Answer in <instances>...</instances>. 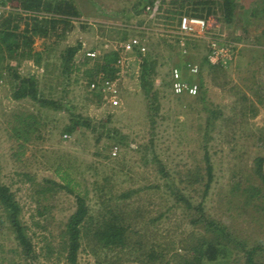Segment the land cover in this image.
<instances>
[{"label":"rangeland","instance_id":"obj_1","mask_svg":"<svg viewBox=\"0 0 264 264\" xmlns=\"http://www.w3.org/2000/svg\"><path fill=\"white\" fill-rule=\"evenodd\" d=\"M74 1L81 16L72 19L70 28L59 24L48 34L40 28L31 34L35 14L23 9L19 0H0V32L5 35L0 39V183L18 203L20 219L38 254L35 258L24 254L0 203V264H71L66 224L77 211L78 196L85 199L90 213L99 212V197L107 193L101 184L112 186L114 197L128 194L121 202L141 209L134 216L139 219L137 228L155 244L193 230L182 196L194 203L203 201L207 214L224 221L248 244L264 241V197L255 199L257 206L250 208L240 190L251 182L264 191L258 172L259 167L264 171V14L254 13L253 7L263 8V0H237L230 24L220 19L222 11L211 15L219 25L184 39L185 56L178 53L176 22L190 6L181 14L173 0H155L160 6L156 12H135L142 0ZM9 17L12 27L6 35L2 30ZM126 29L128 36L146 39V56L156 60L149 75L151 95L141 86L139 55L122 78V104L117 107L88 94V76L77 81L80 74L73 72L69 79L63 78L61 53L69 45L81 42L74 59L80 63L88 49L108 51L126 39ZM211 37L218 44L234 46L225 70L212 73L202 68L207 87L202 89L203 100L197 97L201 87L195 96L174 93L168 84L173 66L201 86L198 73L189 74L187 65L201 63ZM29 40L30 46L25 42ZM94 62L93 58L82 66L93 72ZM31 76L45 97L62 98L61 108L43 106L31 97H13L15 85ZM71 112L81 115L82 122L65 136ZM25 118L34 126L21 125L19 132L16 127ZM114 146L117 154L112 153ZM207 156L213 171L205 195ZM63 176L74 192L65 188ZM125 257L119 259L123 264H146L136 256ZM105 259L104 253L93 254L83 240L76 264H108Z\"/></svg>","mask_w":264,"mask_h":264},{"label":"trees","instance_id":"obj_2","mask_svg":"<svg viewBox=\"0 0 264 264\" xmlns=\"http://www.w3.org/2000/svg\"><path fill=\"white\" fill-rule=\"evenodd\" d=\"M19 1L23 9L35 14L32 17L34 27L31 28V34L32 32H34V34L38 33L39 28L43 34H48L50 28L54 29L59 24H62L64 29H67L68 27L70 28L72 19L81 16V11L74 0ZM173 1L174 3H178L180 7L179 12H181V14L183 13L185 6H190L192 8L191 10H186L188 14L201 17H209L222 11L223 17L221 16L220 19L223 18V21L227 24H230L233 20L235 11L238 7L237 0ZM154 2L155 0H142L140 4L141 6L136 9L135 12L143 11L146 4ZM261 2H264V0ZM255 6L257 7L258 5L256 4L253 7ZM261 6H264V3L263 5L261 3ZM256 7L254 8V13L264 14V7L260 8V10ZM179 19L180 17L177 19V24ZM11 22L12 20L10 17L4 22L5 28H3L2 31L6 33V35L12 27ZM46 23L49 25V28L46 26ZM12 25L17 28L18 22H14ZM2 35L5 36L4 34ZM123 35L124 38H127V29L123 32ZM23 36L24 39L28 38V35L23 34ZM0 39H2L1 35ZM25 42L30 46V40ZM168 44L170 47L173 46L170 42ZM195 45H197L196 42ZM81 47L82 44L79 42L75 45H69L61 53L62 64L60 71L65 75L63 78L68 77L67 79H69L70 74L73 72H79L80 75L76 77V80L80 81L83 75L88 76L89 81L87 84L89 86L90 81L95 79L99 72H102L105 76L114 75L115 67L113 62L116 60L117 53L104 50V52L101 51L97 57H91L87 54V51H85L82 53L80 63H75L74 59ZM91 49H95V47ZM178 53L185 56L181 47L178 48ZM37 56L36 60L40 61L41 55L38 53ZM93 58L95 60L94 71L91 72V68L84 69L82 65L86 66ZM199 65L201 70L197 75L199 81H201V93L197 97L198 99L203 100L206 96L205 90H207L204 83L205 76L203 74V69L206 67L212 73L214 71L218 72L222 69L225 70L224 67H226V64L222 62L213 64L208 59L207 55H204ZM155 66V59L150 56L143 57L141 62L142 69L140 72V81L146 95H151L153 91L152 80L149 75L151 76V74L154 73ZM203 88L205 90H202ZM88 94L96 96L102 100V94L97 90H89ZM13 97L16 99L31 97L43 106L51 105L54 108H61L62 104V98L54 99L45 97L42 91L38 88V80L35 76L21 78L20 83L14 87ZM217 111L218 110L214 112ZM70 116V123L66 124L64 128L65 133L69 134L73 133L77 126L82 122L81 115H75L71 112ZM34 123L35 122H30L27 118L21 119L20 126H17L16 129L19 131L22 126L24 128L26 127L25 129H28L34 126ZM152 123H155L154 117H152ZM24 132L26 131L23 129L22 136L24 135ZM111 133V130L108 129L109 137L112 136ZM102 136L103 133L98 134L97 140H100ZM119 141L124 142V137H120ZM150 149H152V145ZM206 158L208 161V182L204 189L205 195L208 192L213 171L208 156ZM258 172L264 179V171L261 167L258 168ZM62 178L65 182V188L74 192V189L70 186L71 181L68 180L67 176H63ZM239 188L240 184L235 186V189L239 190ZM100 189L107 193H105V195H100L99 197V212L94 214L90 213L91 209L86 204L85 199L78 196L79 204L77 211L68 219L66 224L65 232L68 238L66 248L69 250L67 260L71 264L77 263L78 248L83 240L87 248L93 254L100 257L101 254L104 253V257H106L105 262L108 264H123L119 259L126 258L125 256H129L127 260H129L131 256H136V260H139L140 263L146 264H157V261L165 264H264V241L252 245L248 244L246 240L238 237V235L236 236L232 228L224 221L207 214L203 201L194 203L191 198H185V196H182L186 201V208L189 210V222L192 224L193 230L181 234L179 238L177 237L178 239L173 238L171 241H162L155 244L151 239L145 238V233H142L141 230L137 228L139 219L137 218L135 220L134 216L138 215V212H140L141 209H131L130 204H123L125 201L121 202V199L127 197L128 194L124 193L119 198L110 194L112 186L107 188L106 185L101 184ZM106 189H108V191ZM240 190L241 195L244 196V204H248L250 208L252 206H257L255 199L261 196L264 197V195L261 194H264L262 186L251 182L245 184ZM107 194H109L108 198L106 197ZM178 200L180 201L181 199L178 198ZM0 203L3 205L6 217L15 231L16 238L24 254L27 258L37 257L38 254L33 246L31 237L26 231L27 227L22 224V220L20 219L19 212L21 209L18 203L14 200L13 195L8 192L7 187L1 183ZM200 228L202 229L201 231L199 230Z\"/></svg>","mask_w":264,"mask_h":264},{"label":"built area","instance_id":"obj_3","mask_svg":"<svg viewBox=\"0 0 264 264\" xmlns=\"http://www.w3.org/2000/svg\"><path fill=\"white\" fill-rule=\"evenodd\" d=\"M160 6L155 1L154 3L146 4L144 11L156 12L159 11ZM1 11V10H0ZM219 25L218 19L214 16L201 17L197 15L185 14L182 15L177 24L176 36L177 44L182 48L183 52H187L188 45L184 39L189 36H202L205 32H211L212 28H216ZM213 30V29H212ZM2 33L0 32V35ZM213 38V39H212ZM208 53L207 57L211 63L216 64L222 62L227 64L232 59L233 44L222 45L218 44V39L211 37L208 39ZM108 46V43H106ZM148 45L146 39L139 35L128 36L123 41H119L113 44V47L108 51L117 53L116 60L113 62L115 67L113 76H105L100 73L95 79L90 81L89 89L97 90L102 94V101L111 107H117L122 104V78L128 73L131 68V62L133 58L137 59L139 55V62H142L143 56H146ZM100 50L88 49L87 54L91 57H97L100 54ZM231 55V57H229ZM188 64V63H187ZM133 67V66H132ZM200 65L197 63H189L187 65V71L191 75H195L200 72ZM169 82L171 89L176 94H188L195 96L199 93L200 85L196 81H192L189 76L185 75V71L181 67L173 66L168 70ZM0 74V86L3 79ZM68 136V133H65ZM113 154L118 153V147L114 146Z\"/></svg>","mask_w":264,"mask_h":264}]
</instances>
